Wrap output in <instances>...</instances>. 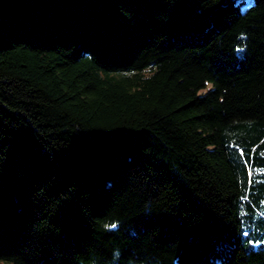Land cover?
I'll list each match as a JSON object with an SVG mask.
<instances>
[{
    "label": "trees",
    "instance_id": "16d2710c",
    "mask_svg": "<svg viewBox=\"0 0 264 264\" xmlns=\"http://www.w3.org/2000/svg\"><path fill=\"white\" fill-rule=\"evenodd\" d=\"M0 259L264 264V0H0Z\"/></svg>",
    "mask_w": 264,
    "mask_h": 264
},
{
    "label": "rangeland",
    "instance_id": "374dc122",
    "mask_svg": "<svg viewBox=\"0 0 264 264\" xmlns=\"http://www.w3.org/2000/svg\"><path fill=\"white\" fill-rule=\"evenodd\" d=\"M0 264H13V263L6 259H0Z\"/></svg>",
    "mask_w": 264,
    "mask_h": 264
},
{
    "label": "snow or ice",
    "instance_id": "6c2138e0",
    "mask_svg": "<svg viewBox=\"0 0 264 264\" xmlns=\"http://www.w3.org/2000/svg\"><path fill=\"white\" fill-rule=\"evenodd\" d=\"M110 228H116L115 224L109 225Z\"/></svg>",
    "mask_w": 264,
    "mask_h": 264
},
{
    "label": "clouds",
    "instance_id": "9594fccd",
    "mask_svg": "<svg viewBox=\"0 0 264 264\" xmlns=\"http://www.w3.org/2000/svg\"><path fill=\"white\" fill-rule=\"evenodd\" d=\"M117 255H118V253H117Z\"/></svg>",
    "mask_w": 264,
    "mask_h": 264
}]
</instances>
